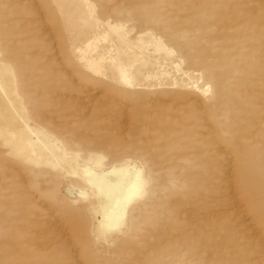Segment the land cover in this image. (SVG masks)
Here are the masks:
<instances>
[{"label":"rangeland","instance_id":"1","mask_svg":"<svg viewBox=\"0 0 264 264\" xmlns=\"http://www.w3.org/2000/svg\"><path fill=\"white\" fill-rule=\"evenodd\" d=\"M0 264H264V0H0Z\"/></svg>","mask_w":264,"mask_h":264},{"label":"bare ground","instance_id":"2","mask_svg":"<svg viewBox=\"0 0 264 264\" xmlns=\"http://www.w3.org/2000/svg\"><path fill=\"white\" fill-rule=\"evenodd\" d=\"M132 68V67H131ZM242 219V218H241ZM255 231V230H254ZM246 235V234H245Z\"/></svg>","mask_w":264,"mask_h":264}]
</instances>
